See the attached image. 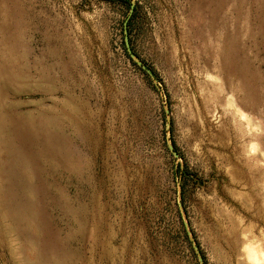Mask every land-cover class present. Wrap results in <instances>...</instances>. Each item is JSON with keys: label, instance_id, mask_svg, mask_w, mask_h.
Instances as JSON below:
<instances>
[{"label": "rangeland", "instance_id": "rangeland-1", "mask_svg": "<svg viewBox=\"0 0 264 264\" xmlns=\"http://www.w3.org/2000/svg\"><path fill=\"white\" fill-rule=\"evenodd\" d=\"M0 264H264V0H0Z\"/></svg>", "mask_w": 264, "mask_h": 264}, {"label": "trees", "instance_id": "trees-1", "mask_svg": "<svg viewBox=\"0 0 264 264\" xmlns=\"http://www.w3.org/2000/svg\"><path fill=\"white\" fill-rule=\"evenodd\" d=\"M121 1L123 4L128 5V7H131V0H119Z\"/></svg>", "mask_w": 264, "mask_h": 264}, {"label": "water", "instance_id": "water-1", "mask_svg": "<svg viewBox=\"0 0 264 264\" xmlns=\"http://www.w3.org/2000/svg\"><path fill=\"white\" fill-rule=\"evenodd\" d=\"M127 44H128V41H127Z\"/></svg>", "mask_w": 264, "mask_h": 264}]
</instances>
